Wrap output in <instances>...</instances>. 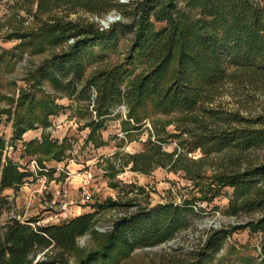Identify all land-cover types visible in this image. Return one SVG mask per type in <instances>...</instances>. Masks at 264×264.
<instances>
[{
    "label": "trees",
    "instance_id": "1",
    "mask_svg": "<svg viewBox=\"0 0 264 264\" xmlns=\"http://www.w3.org/2000/svg\"><path fill=\"white\" fill-rule=\"evenodd\" d=\"M114 11L128 21L102 29L95 19ZM79 13L93 20L70 19ZM36 15L45 18L43 27L14 33L9 38L21 43L0 51V118L7 116L13 129L10 142L0 136V196L17 193L32 176L8 156V148L27 131L50 126L62 108L59 98L76 100L81 110L93 107L96 115L85 126L87 143L97 149L107 145L101 132L113 120L123 118L121 128L130 134L155 113H175L177 138L185 137L181 149L168 152L164 141L150 140L144 152L128 155L127 164L145 174L182 171L210 202L230 188L226 215L252 218L213 230L199 250L175 264H264V112L247 116L220 102L230 84L255 92L264 87V0H38ZM123 40L129 43L125 51ZM26 57L25 85L13 78L15 89L4 93L2 72H15ZM121 106L127 108L124 116L116 113ZM198 150L221 155L211 176L204 158L189 157ZM63 152L53 157L61 161ZM3 206L0 197V213ZM118 206L133 204L108 200L94 205V212L50 224L12 218L0 224V264H122L137 249L175 239L197 215L193 200L154 209L138 205L111 231L96 230L98 212ZM240 230L260 235L259 257L232 240ZM89 233L97 247L72 261L78 239Z\"/></svg>",
    "mask_w": 264,
    "mask_h": 264
},
{
    "label": "rangeland",
    "instance_id": "2",
    "mask_svg": "<svg viewBox=\"0 0 264 264\" xmlns=\"http://www.w3.org/2000/svg\"><path fill=\"white\" fill-rule=\"evenodd\" d=\"M38 0H0V51L15 48L21 42L9 38L14 33L27 34L37 31L45 22L44 17L36 15ZM128 2V0H122ZM117 18L116 22L128 21L117 11L110 13ZM89 19L88 15L79 13L71 15L70 19ZM107 16L96 18L102 29L100 20ZM74 41L71 39L67 44ZM129 46L126 40L121 42V50ZM61 48L56 49L59 52ZM48 55V54H47ZM47 55L37 56L35 63L44 60ZM27 57L17 64L15 72L3 71L4 93L13 91L12 79L16 78L18 86L25 85ZM221 98L224 108L239 111L247 116H256L264 112V87L255 92L239 85H228ZM18 94V92H17ZM62 108L56 116L51 117V125L45 128L27 131L16 147H9L8 156L30 171L26 183L15 193L5 191L0 197L4 206L0 213V224H6L10 219L20 217L22 220L40 219L50 221L52 216L69 213L74 218L79 213L94 212V205L112 200L133 206H118L98 212L95 229L100 232L111 231L114 223L127 214L137 211L138 205L156 208L166 203L184 205L193 200L197 215L192 218L189 229L175 239L155 248L137 249L134 254L122 264H175L187 260L199 250L213 230L245 225L251 217H233L226 215L229 199L233 190L226 188L220 197L213 201L205 200L200 187L182 172H172L165 168H156L145 174L134 171L132 164H127L128 155L144 152L148 143L164 141L163 148L168 152L181 149L180 142L185 137H178V124L175 113H155L146 119L138 132L126 134L121 128L122 119L108 123L102 130V136L107 145L95 148L87 143L90 129L85 126L94 113L81 110L76 100L62 97L57 100ZM5 102L0 103L4 108ZM83 107V106H82ZM116 113L126 115L127 108L121 106ZM12 121L7 116L0 118V136L8 142L12 139ZM49 144L52 145L51 148ZM64 151L59 157L53 156ZM220 154L206 157L201 151L189 155L194 159L204 158L208 163L205 171L211 176L217 167ZM85 180H90L92 198L82 203V187ZM204 182L207 179L204 178ZM258 219V216H254ZM50 224V223H49ZM232 240L253 250L255 257L261 252L260 235H251L248 230H240L233 235ZM99 241L91 233L78 239V250L72 261L84 251L96 248Z\"/></svg>",
    "mask_w": 264,
    "mask_h": 264
},
{
    "label": "built area",
    "instance_id": "3",
    "mask_svg": "<svg viewBox=\"0 0 264 264\" xmlns=\"http://www.w3.org/2000/svg\"><path fill=\"white\" fill-rule=\"evenodd\" d=\"M90 180H85L83 187H82V203H86L92 198V193L90 192ZM71 219V216L69 213L63 212L60 213L59 215L52 216L49 223H58L64 220H69ZM39 224H47V221H40Z\"/></svg>",
    "mask_w": 264,
    "mask_h": 264
},
{
    "label": "water",
    "instance_id": "4",
    "mask_svg": "<svg viewBox=\"0 0 264 264\" xmlns=\"http://www.w3.org/2000/svg\"><path fill=\"white\" fill-rule=\"evenodd\" d=\"M106 20H109L110 23H112V22L114 23L117 21V18L115 16H113V14H111V15H107ZM106 20H100L101 24L103 25V27L109 28V25L106 24Z\"/></svg>",
    "mask_w": 264,
    "mask_h": 264
},
{
    "label": "bare ground",
    "instance_id": "5",
    "mask_svg": "<svg viewBox=\"0 0 264 264\" xmlns=\"http://www.w3.org/2000/svg\"><path fill=\"white\" fill-rule=\"evenodd\" d=\"M112 23H113V22H112ZM112 23H110V21H109V20H106V24H107V25H109V26H110Z\"/></svg>",
    "mask_w": 264,
    "mask_h": 264
},
{
    "label": "crops",
    "instance_id": "6",
    "mask_svg": "<svg viewBox=\"0 0 264 264\" xmlns=\"http://www.w3.org/2000/svg\"><path fill=\"white\" fill-rule=\"evenodd\" d=\"M79 214H82V213H79Z\"/></svg>",
    "mask_w": 264,
    "mask_h": 264
}]
</instances>
